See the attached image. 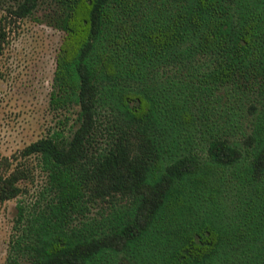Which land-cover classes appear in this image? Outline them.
<instances>
[{
    "label": "trees",
    "instance_id": "1",
    "mask_svg": "<svg viewBox=\"0 0 264 264\" xmlns=\"http://www.w3.org/2000/svg\"><path fill=\"white\" fill-rule=\"evenodd\" d=\"M10 11L63 32L50 102L78 114L20 151L45 183L18 201L7 264H264V0ZM12 161L0 205L33 175Z\"/></svg>",
    "mask_w": 264,
    "mask_h": 264
},
{
    "label": "rangeland",
    "instance_id": "2",
    "mask_svg": "<svg viewBox=\"0 0 264 264\" xmlns=\"http://www.w3.org/2000/svg\"><path fill=\"white\" fill-rule=\"evenodd\" d=\"M18 2L0 0V20L8 18V40L0 55V159L10 157L15 167L26 162L33 175L22 181L24 193L19 199L0 205V264H7L18 201H33L45 183L37 158L25 160L20 151L56 131L69 135L78 114L76 107L55 109L50 102L63 32L32 17H12L10 10ZM47 6L43 3L36 16H42Z\"/></svg>",
    "mask_w": 264,
    "mask_h": 264
}]
</instances>
